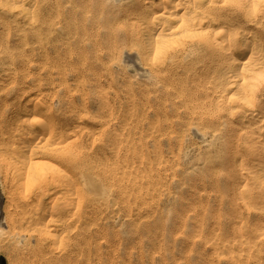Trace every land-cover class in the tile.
Wrapping results in <instances>:
<instances>
[{
    "label": "bare ground",
    "instance_id": "obj_1",
    "mask_svg": "<svg viewBox=\"0 0 264 264\" xmlns=\"http://www.w3.org/2000/svg\"><path fill=\"white\" fill-rule=\"evenodd\" d=\"M0 74V244L264 264V0H0Z\"/></svg>",
    "mask_w": 264,
    "mask_h": 264
},
{
    "label": "rangeland",
    "instance_id": "obj_2",
    "mask_svg": "<svg viewBox=\"0 0 264 264\" xmlns=\"http://www.w3.org/2000/svg\"><path fill=\"white\" fill-rule=\"evenodd\" d=\"M0 79H1V74H0ZM117 82L120 85H117V88L122 87L124 84H129L127 81L123 80L122 77L118 76V80ZM122 94H125L124 92H120ZM123 101V100H122ZM119 109L121 110V112H124L126 108L125 105H122L119 107ZM2 189L4 191V186H2ZM133 206H138V203L134 202ZM164 207V204H163ZM135 212H137V210L135 209ZM141 215H149L151 212H139ZM116 220H119L118 218H113ZM120 221V220H119ZM121 223V222H120ZM186 247V244L181 243V244H177L176 246H172L169 251H167L168 256H167V263H178V264H182L185 261V255L187 254L184 251V248ZM196 251H198V253H201L202 255H210L212 252H210L209 250H204L203 248H198ZM193 254V252L191 253ZM21 256V255H20ZM20 256L17 255V252L13 251V249L8 245H2L0 244V264H44V263H37L38 261H40L39 258L37 257H31V258H20ZM20 258V259H18Z\"/></svg>",
    "mask_w": 264,
    "mask_h": 264
}]
</instances>
